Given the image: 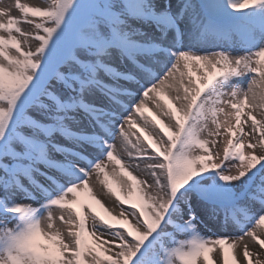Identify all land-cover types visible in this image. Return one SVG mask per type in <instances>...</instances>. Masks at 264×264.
<instances>
[{"label": "snow or ice", "instance_id": "obj_1", "mask_svg": "<svg viewBox=\"0 0 264 264\" xmlns=\"http://www.w3.org/2000/svg\"><path fill=\"white\" fill-rule=\"evenodd\" d=\"M15 8H0V264H264V0Z\"/></svg>", "mask_w": 264, "mask_h": 264}, {"label": "bare ground", "instance_id": "obj_2", "mask_svg": "<svg viewBox=\"0 0 264 264\" xmlns=\"http://www.w3.org/2000/svg\"><path fill=\"white\" fill-rule=\"evenodd\" d=\"M1 1H13V0H1ZM21 3H28L32 6H38L34 0H21ZM10 9H11V15L17 16V17L22 16L21 12L20 13L17 12L15 5H11ZM4 19L6 20V16L4 17ZM20 26L23 29H25L26 31L30 30V28H31V26L27 23H22ZM32 44H33V47H35L36 41H32ZM150 106H151V104H150ZM117 147H119V141H117ZM122 155L124 156L125 160L127 161L128 158H127L126 154L122 153ZM131 163H136V162L131 161ZM114 167H116L114 164L109 163V168H108L109 173L112 172V169ZM131 170L134 172L135 175H137L141 178H146V173H144L143 171L137 170L135 168H133ZM116 171H117L118 175L115 178L120 182L122 189L125 192H127L131 186V183H132L131 180L124 175H120L119 174V168H116ZM148 179H149V183H150L151 182L150 177ZM93 181L95 182V180H93ZM95 184H96V186L93 187L94 193L104 202V204L110 210H112L115 214H119L120 208L118 206V203H117L115 197L112 196L110 193H108L105 189H103V187L98 182H95ZM96 207H97L98 211H101L99 209V206H96ZM101 214H103V212H101ZM201 230L203 232H205V234H207V229H205L203 226L201 227ZM231 230L234 231V229H228L229 232H232Z\"/></svg>", "mask_w": 264, "mask_h": 264}, {"label": "rangeland", "instance_id": "obj_3", "mask_svg": "<svg viewBox=\"0 0 264 264\" xmlns=\"http://www.w3.org/2000/svg\"><path fill=\"white\" fill-rule=\"evenodd\" d=\"M34 1L38 6H40L44 2V0H34ZM11 5H15V0H13V1H1L0 0V8H10ZM17 12L20 13V11L18 9H17ZM219 151L222 154V151H223V143L222 142L219 144ZM233 171H235V170L233 169ZM91 182H92L93 187H95L96 186L95 182L94 181H91Z\"/></svg>", "mask_w": 264, "mask_h": 264}]
</instances>
